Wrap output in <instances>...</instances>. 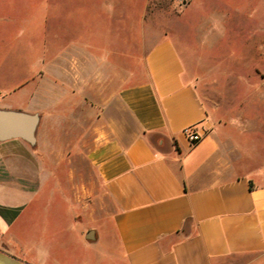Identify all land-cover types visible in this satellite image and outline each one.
<instances>
[{
	"label": "crops",
	"instance_id": "obj_1",
	"mask_svg": "<svg viewBox=\"0 0 264 264\" xmlns=\"http://www.w3.org/2000/svg\"><path fill=\"white\" fill-rule=\"evenodd\" d=\"M170 34L148 36L145 74L118 92L136 131L121 118L96 123L92 102L105 81L95 68L111 65V50L101 57L68 41L30 76L0 87L1 110L36 113L39 124L34 145L0 139V264H88L98 237L91 223L104 216L124 264H249L264 256V142H251L246 117L209 118L184 75L193 52L185 44L182 55ZM70 116L72 155L53 136ZM189 125L202 134L194 144L182 133ZM73 159L92 170L82 187L62 167ZM95 179L109 203L102 215Z\"/></svg>",
	"mask_w": 264,
	"mask_h": 264
},
{
	"label": "rangeland",
	"instance_id": "obj_2",
	"mask_svg": "<svg viewBox=\"0 0 264 264\" xmlns=\"http://www.w3.org/2000/svg\"><path fill=\"white\" fill-rule=\"evenodd\" d=\"M131 1L0 0V87L8 89L30 76L50 61L56 46L68 41L89 44L101 57L111 50V65L97 62L95 68L96 73L102 71L105 81L92 102L96 123L121 118L128 132L136 131L118 92L145 74L148 36L170 28L180 53H185V44L193 52L191 61L185 60L184 75L190 73L209 118L246 117L255 130L251 142H264V0ZM28 87L16 90L18 101L27 98ZM37 126L35 135L39 134ZM65 126L62 132L53 131V136L58 134V143L65 144L67 154L72 155L77 136L72 116ZM62 167L75 173L80 187L92 174L82 159ZM95 182L96 213L102 215L109 211V203ZM104 217L91 223L98 237L88 246V264H113V260L124 264L111 217ZM249 264H264V256Z\"/></svg>",
	"mask_w": 264,
	"mask_h": 264
},
{
	"label": "water",
	"instance_id": "obj_3",
	"mask_svg": "<svg viewBox=\"0 0 264 264\" xmlns=\"http://www.w3.org/2000/svg\"><path fill=\"white\" fill-rule=\"evenodd\" d=\"M37 122L38 115L36 113L29 114L0 109V139L16 136L34 143Z\"/></svg>",
	"mask_w": 264,
	"mask_h": 264
},
{
	"label": "built area",
	"instance_id": "obj_4",
	"mask_svg": "<svg viewBox=\"0 0 264 264\" xmlns=\"http://www.w3.org/2000/svg\"><path fill=\"white\" fill-rule=\"evenodd\" d=\"M182 133L191 144L198 142L202 137V134L197 129L192 128V125L185 126L182 129Z\"/></svg>",
	"mask_w": 264,
	"mask_h": 264
}]
</instances>
